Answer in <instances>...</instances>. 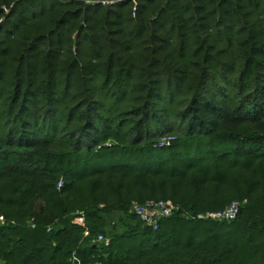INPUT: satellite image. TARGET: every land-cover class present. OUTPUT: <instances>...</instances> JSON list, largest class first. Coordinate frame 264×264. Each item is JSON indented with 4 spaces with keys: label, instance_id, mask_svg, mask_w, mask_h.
<instances>
[{
    "label": "trees",
    "instance_id": "trees-1",
    "mask_svg": "<svg viewBox=\"0 0 264 264\" xmlns=\"http://www.w3.org/2000/svg\"><path fill=\"white\" fill-rule=\"evenodd\" d=\"M0 214V264H264V0H0Z\"/></svg>",
    "mask_w": 264,
    "mask_h": 264
},
{
    "label": "built area",
    "instance_id": "built-area-1",
    "mask_svg": "<svg viewBox=\"0 0 264 264\" xmlns=\"http://www.w3.org/2000/svg\"><path fill=\"white\" fill-rule=\"evenodd\" d=\"M71 1V0H64ZM87 3H102L105 5L117 3L119 0H81ZM242 204L240 201H234L228 205L225 209L221 211H208L207 213H198L194 215L196 219L200 220H217V221H233L235 220L240 213ZM179 211V206L174 204L170 200H149L144 203H133L131 207V212L136 214L144 225L152 227L153 229H158L160 222L163 219L171 217L174 213ZM189 216V215H186ZM5 218L0 214V223H4ZM80 222L83 223V219H80ZM85 225V224H84ZM86 235L88 232L86 231ZM94 243H104L108 245L110 239L103 235L99 234L98 237L93 238ZM92 264V263H87ZM95 264H102L101 262H96Z\"/></svg>",
    "mask_w": 264,
    "mask_h": 264
},
{
    "label": "rangeland",
    "instance_id": "rangeland-1",
    "mask_svg": "<svg viewBox=\"0 0 264 264\" xmlns=\"http://www.w3.org/2000/svg\"><path fill=\"white\" fill-rule=\"evenodd\" d=\"M131 212V211H130ZM128 215L125 213H115L107 218V228L106 234L107 237H111L116 233L123 232L127 229L132 223L128 219Z\"/></svg>",
    "mask_w": 264,
    "mask_h": 264
}]
</instances>
